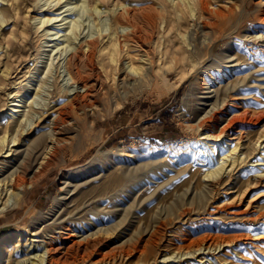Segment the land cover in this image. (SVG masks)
Returning a JSON list of instances; mask_svg holds the SVG:
<instances>
[{
    "label": "rangeland",
    "instance_id": "374dc122",
    "mask_svg": "<svg viewBox=\"0 0 264 264\" xmlns=\"http://www.w3.org/2000/svg\"><path fill=\"white\" fill-rule=\"evenodd\" d=\"M42 1L10 0L8 3H12L13 6L8 13V21L2 26L4 29L0 33V99L3 101H5V96L9 91H17L16 89L21 86L20 84H23L29 78V75L36 70L35 67L44 60V50H48L52 45L51 43H54V41H49L50 44L45 42V40L55 38L54 35H52L53 37L47 36L41 42L40 39L38 40L33 29L32 18L40 13L48 17L56 16L61 11L56 8L63 5L64 0L60 1V5L56 4L45 11L38 8ZM87 1L92 5L93 1L95 3L96 0ZM97 1H99L103 10L107 8L106 11L114 9L116 4L125 3L133 4L134 8L142 10L143 13L153 15L157 0ZM243 1L246 4L247 12L244 14V19L242 18L238 32H234L230 38L214 39L211 43L215 45L212 56L208 60L202 61L200 65L199 63L193 64L191 60L195 48L196 52H201V49L197 47L199 35H195V45L192 43L193 49H191V46H187L189 40L186 42L182 40V44L177 50V41L174 36L177 30L173 27L175 16L169 8L170 13H164L163 21L166 27L163 24L164 26L160 27V31L153 30L150 32L149 36L152 37H148V42L141 50H147L155 65L159 61L161 67V61H164L162 60V53L165 52L166 59L174 56L176 52L183 55L182 63L186 74L177 87L167 88L159 83L158 85L161 87L154 88L150 86L146 89L139 87L129 90L130 93L127 92L124 96H117L116 99L112 97L113 94H110L111 97L107 98L101 93V81L96 80L93 76L90 84H94L92 92L95 96L92 101L96 105L95 109L92 113L82 106L83 108H80L81 110L75 114L81 118L78 123V136L72 150L75 153H83L82 158L80 157L71 162L68 160V157H70L68 153L63 164L59 156L55 157L49 160V165L46 166L44 171L45 174H41L36 179L32 177V172L36 170L37 164L32 160L34 157L32 159L31 157L28 158L31 159L30 163L27 162L29 166L21 173L24 180L20 191L22 195L18 197L17 204L8 207L0 215V248H2L0 264H8L10 261L9 264H15L16 262L28 264L32 252L39 250L36 247L37 243L40 246L44 244L43 239L47 242V248H52V252L50 250L52 259L60 263L105 264L102 259L112 260L113 257V264H135L139 255L138 249H142L143 244L148 239L150 229L154 226V219L160 213L167 212L166 210L176 196L187 189V181L192 170L180 174L178 178L170 182H166L168 177L176 175L175 166L179 165L181 167L186 164H189L190 167L195 165L204 166L207 163L205 152L193 153L191 150L196 145L195 141L197 139L199 140L197 144L200 149L202 148L201 150L204 151L207 147L202 144L207 140L201 138L203 129L197 127L198 120L211 110V104L215 98V92L212 90L218 87L221 88L222 85L235 77L242 78V84L238 85V89L230 98L226 99L225 103L219 104L221 110L218 109L217 111L215 124L218 128L220 126L226 128L225 134H228L226 137L228 142H235V138L240 137L241 145L238 148L240 151L237 152L250 151L251 155L243 162L238 161L223 174L224 179L218 189L220 192L214 194L215 199L212 200L210 203L212 205L208 207L207 211L193 213L192 210L197 208V205L184 206L183 208L189 211V214L181 221L176 222L175 220L174 222L171 220V223L166 224L162 229L163 233L155 236L148 247L146 263L144 264H163L161 262L163 255H173L171 259L173 258L175 261L177 260V258H174L176 253L172 254V252L176 247L191 246V249H195L198 245L202 246L200 251L181 256L180 260H187L183 264H196L197 261L200 262L198 264H264V0ZM220 3L224 2L221 0L214 1L215 5H222ZM64 14L61 13L59 18ZM94 18L96 19L95 14L90 17V20ZM155 20L156 24L161 21H158L157 18ZM86 21H88L87 18L83 20L84 25ZM11 23L13 24L11 25ZM61 23L62 21L54 22V27L50 26L52 27L51 32L61 31V27L65 26ZM233 28L232 26L230 29L233 30ZM191 32H194L192 26L187 29L190 38ZM85 33L86 28L81 33L80 38ZM23 36L26 38L24 39ZM160 56L161 60L158 59ZM35 58L36 60H34ZM232 60H235V62L231 63ZM56 61L54 60V64ZM105 62L106 55L97 53L94 62L96 69L94 73L97 74L98 70L102 72L101 64ZM234 63L237 65L234 67V71L229 74L231 78L226 81V75H222L225 73L224 68L234 65ZM56 66L60 71L57 69L55 72V69H52L51 76L49 75L46 78L50 90L53 89L52 84H57L60 87L66 82L67 76L63 77L65 74V59L62 56ZM196 66L198 67L196 68ZM201 66H206L204 68L206 71H203ZM163 70L165 71V68ZM6 71L10 74L4 77ZM165 74L168 76L167 79H164V82L168 85L175 78V74L173 70ZM218 74L222 75L221 79L217 77ZM208 76L217 78L212 79L210 85L204 84L205 86H203L202 79H207ZM189 86L190 96L184 102V95ZM78 90L80 91L79 94L83 96V91ZM72 92L73 90L61 93V98L55 96L54 101L49 102V106L58 102L64 103ZM37 101H41V98H37ZM5 106L4 104L2 109ZM0 127L2 128L0 131L1 136L3 126ZM39 128L35 127L34 129L33 124L27 127L28 131L23 132L24 137L21 138L19 145H16L15 142L11 147V149L16 148V150L11 153H2L0 159L4 157L7 160L1 161V165L10 167L9 171H12L20 164L25 153L26 155L32 153L36 139L46 131L42 125ZM93 144L95 145L90 148ZM42 150V146L37 147L34 156L40 155ZM96 153L105 156L108 170L94 181H89L79 186L76 191H72V185L79 183L78 179L81 178L77 177L73 170L84 167L87 161L93 158ZM17 154V158H11ZM19 154H21L20 157ZM57 163L59 164L57 165ZM130 174L140 175L142 181L137 186L139 191L126 195L124 190L133 183L132 180L128 179ZM89 175L90 173H85L82 177L87 179ZM66 176L69 177L66 178ZM145 182L148 183L144 184ZM140 184L141 186L144 184L143 187H140ZM157 184H160V187L155 186ZM191 186L193 187L194 184L191 183ZM69 189L70 191L67 193ZM17 191L14 188L13 192ZM106 195H114L116 198L111 201L113 203L115 201L117 205L112 208V206H109L112 203L107 200L101 205V208H104L107 214H113L114 218L111 217L106 222H99L97 225L93 224L91 227L86 226V221L82 220L83 224L76 223L75 227H72L75 235L69 239H63L62 237L67 235L66 230L53 229L52 221L58 217L60 211L64 208V205L62 207L56 206L53 211L49 212L56 199H58L59 205L63 202L67 204L66 206L73 214V218L80 215L83 218L86 217V211L92 206L90 202ZM10 196L12 197V194ZM235 196H239V198H235L233 202H230ZM6 197L2 193V202ZM186 202L188 200L184 199L183 204ZM76 209L80 211L74 215L77 212ZM125 210L128 212L130 210L132 215L131 217L130 214L128 215L129 226L125 230L122 227L119 228L120 226L115 229L114 224L120 219ZM46 225L47 227L44 229L46 232L43 230V232L39 231L40 233L36 236L31 235L37 229L40 228L41 230ZM98 228L108 230V233L104 235L103 245H97L88 254L82 249L77 254L68 256L66 261L64 260L65 247L62 245L67 246L72 238L74 240L84 239L86 235ZM58 234H61V237L54 238ZM130 237H137L139 240L138 248L133 251H128L125 245L122 246V243ZM29 240H36L34 241V244L36 243L35 248L30 249L29 247L27 249L28 246L26 245L30 242ZM25 243L26 245H23ZM216 243L218 244L217 247L212 246L211 249H207L208 244L214 245ZM10 247H13V249ZM94 261L98 262L93 263Z\"/></svg>",
    "mask_w": 264,
    "mask_h": 264
},
{
    "label": "bare ground",
    "instance_id": "6f19581e",
    "mask_svg": "<svg viewBox=\"0 0 264 264\" xmlns=\"http://www.w3.org/2000/svg\"><path fill=\"white\" fill-rule=\"evenodd\" d=\"M9 1L10 0H0V33H2L1 30L4 29L2 28V26H4V24L7 23L8 21V13L10 11V8L13 6L12 3L8 4ZM60 1L61 0H43L42 3L38 2L40 3L38 8L39 10L44 9L45 11L46 9L51 8L56 4H59ZM214 1L217 2L220 0H157L154 5L155 6L154 14L149 15L150 13H143L142 10L134 8L133 4H125V3L116 4L114 9H112L111 11L109 10L106 11L107 8L103 10L99 4V1L97 0L95 1V3L93 1L92 5L89 4L87 0H64V4L56 8L57 10H61L56 14V16L48 17L41 13L34 16L32 18L33 29L38 37V40L40 39L41 42V40L46 39L47 36L54 35L55 38H51L52 40H45V42L47 43H49V41H54V43H51L52 45H50V48L48 50L47 49L44 50L45 52L44 60L41 62L40 65H37L36 67L34 66L36 70L35 71L33 70L34 72L31 74L29 73L30 74L29 78L25 80V82L23 81L24 82L23 84H20L21 86L18 89H16L17 91L14 92L9 91L5 96V101L0 99V126H3V132H1L2 135L0 136V156L2 155V153L5 152L11 153L16 150V148L11 149V147L14 145L15 142L16 145H19L21 138L24 137L23 132L28 131L27 127H30V125L32 126L33 124L34 129L35 127L39 128V126L42 125V127H44L46 131L36 139L35 146L32 149V153H29L28 155H26L25 153L24 158L14 170L9 171L10 167H7L3 164L1 165V161H6L7 158L3 157L0 159V215L3 214V212L6 211L8 207L18 203L19 201L18 197H21L22 195L20 191L22 185L24 184V180L22 178L21 173H23V170L29 166L30 160L33 157L34 158L32 160L34 163L37 164V167L34 172L31 171L32 169L30 171L33 173L32 177L35 179L40 177L41 174L44 173L46 166L49 165V160H52L55 157L59 156L61 158V163L63 164L65 162V157L68 153L70 155V157H68V160L71 162L81 157L83 153L81 154L75 153L72 150L74 142L76 141V138L78 136V132H79L78 123L81 118L80 116L75 114H77V112L81 110L80 108L83 107L87 108V110L92 113L93 110L95 109L96 105L92 101L94 100L92 98H94L95 96L92 92V88L94 84H90V82H92L90 80L93 78V76H95L94 78H96V80L101 81L100 89L102 91L101 92L102 95L108 98L111 97L110 94H113L112 97L115 99L117 96L120 95L124 96L129 90H134L139 87H143L146 89L148 87L150 88V86H153L155 88L160 86L158 84L161 83L163 86L167 88H172V87H177L182 82V79L184 78L186 71L182 63L183 55L180 54V52L179 53L176 52L175 55L169 59H166L165 52L162 53V58H163L162 60L164 61H161L162 62V67H161L159 61L155 65V62L151 60L150 54L147 50L144 49L141 50L143 46L148 42V37H152L149 36L150 32H152L153 30L160 31V27H163L164 25L166 27V24H164L165 22L163 21L164 20L163 16L165 12L170 13L169 11L170 9L175 16V22L173 24V27H175L177 30L174 35L177 41V48H176L177 50L182 44L181 43L182 40L184 42L189 40L187 42V46H191V49H193L192 43L193 45H195L194 42L196 39L195 35H199L198 37L199 41L197 42L198 45L197 47L198 49H201V52L200 51L199 53L196 52L195 50L196 48L193 50L194 52L192 54V59H191L193 64L199 63L200 65L202 61L208 60L212 56L215 45L211 43L214 39L230 38L232 37V34L234 32H238L240 24L242 22V18L244 17L245 12H247L245 2L243 0H221L224 2V3H220L222 5H215ZM61 13H65V14L59 18V15ZM93 14L96 15V19L94 18L90 20V17ZM84 16L88 19L85 25L83 24V20L86 19L83 18ZM156 18L159 19L158 21L161 20L159 24L158 23L156 24V20H155ZM56 21L58 22L62 21L61 24L65 26L61 27V31L56 30L55 32H51L52 27H54L53 24ZM12 24L13 23H11V25ZM190 26H192V28L194 29V32H191V38L187 34V29ZM232 26L234 27L233 30L230 29ZM85 28H86V33L80 38V35L81 33H83V30H85ZM23 38L25 39L26 37L23 36ZM80 39L82 40L80 41ZM97 53L99 55L100 54L106 55V62L104 64H101L102 72L98 70L96 74L94 73V71L96 70L94 67V62ZM61 56L62 58L65 59V74L63 75V77L67 76L66 82L64 83L63 86L60 87H58L57 84H52L53 89L50 90L49 86H47L46 78L49 75L51 76V73L53 72L52 69H55V72L57 69L59 70L58 66L60 65L58 66L56 65L60 61ZM158 59L161 60V56L158 57ZM34 60H36V58ZM54 60H57L55 64H54ZM235 60L234 61L232 60L231 63L235 62ZM236 65L237 64L234 63V65H229L224 68L225 73H223L222 75H226V79H225L226 81L229 80V78H231L229 74L234 71V67ZM197 67L198 66H196V68ZM201 67L203 71H206L204 69L205 67L203 66ZM164 68L165 71L163 70ZM170 70L174 71L175 78L171 83L169 82V84L166 85L164 79L165 78L167 79L168 75H166L165 73ZM8 74H10V72L8 73V71H6L4 73V77H6ZM222 75L218 74L217 77L221 79ZM217 77L212 78L208 76L207 79H204L202 77L203 86H205L204 84L210 85L211 82L215 80ZM240 84H242V78L235 77L234 79L228 81L225 85H222L221 88L218 87L212 90L215 92L214 95L215 98H214V102L211 104V110L208 112V114H205L200 120H198L199 122L197 125V127L203 129V136L201 138L206 139L207 141L202 142V144L207 147H205L204 151L201 150L202 148L200 149V146L197 144L199 142V140L197 139V141H195L196 145L191 149L193 153L205 152L207 163H205L204 166L195 165L193 167H190L189 164L186 165L182 164L183 166L181 167L179 165L175 166L176 175L168 177L166 182H170L178 178L180 174L187 173L192 170V173L187 181L188 182L187 189L184 190V192L181 193L180 195L176 196L175 200L166 210L167 212H163L162 214L160 213V215L154 219V226L152 229H150L151 232L148 236V239L143 244L142 249L140 248L138 249L139 255H138V260L135 264L146 263L148 247L154 240L155 236L163 233L162 229H164L167 223H171L172 221L175 222V220L176 222L181 221L184 217H186L189 214V211L183 208L184 206L186 207L192 206L193 204L197 205V208H194L192 210L193 213L207 211L208 207L212 205L210 203L212 202V200L215 199L214 194L216 192H220L218 191V189L222 185L224 179L223 174L227 170H230L234 166V164H236L238 161L243 162L251 155L250 151L243 150L241 152H237L238 150L240 151V149H238L239 146L241 145L240 137H236L235 142L232 143L230 141L228 142V139L226 138L228 134H225L226 128L224 129V127L221 126H220L221 128L220 127L218 128V126H216L215 124V116L217 114L218 109L220 108L219 104L222 105L223 103H225L226 99L231 97V95L238 89V85ZM78 89L83 91L82 92L84 93L83 96L79 94L80 91ZM72 90L73 92L69 94L67 100L64 103L58 102L52 106L51 105L49 106L50 104L49 102L54 101L53 98L55 96L61 98L60 95L61 93L63 92L67 93ZM190 92L191 91L189 86L184 95V102H186L187 98L190 96ZM37 98H41V101H37ZM4 104L6 106L4 109H2ZM35 117L36 119L34 120ZM1 130L2 128L0 127V131ZM10 143L13 144L9 145ZM94 145L95 144L91 145L90 148L93 147ZM39 146L43 147L42 153L40 155L34 156L35 150ZM20 155L21 154H19V157ZM13 156L11 158L13 159L17 158L18 154L15 155L14 157ZM30 157L31 159H28ZM37 157H39L40 159ZM27 159L28 161H26ZM58 164L59 163H57V165ZM107 166L108 165L105 156L96 153L93 156V158L87 161L84 167H79L73 170L75 175L81 178L78 179L79 183H75L74 185H72L73 187L71 190L76 191L77 188H79V186L89 181H94L96 178L102 176L103 173L108 170ZM85 173L86 174L90 173L87 179H84L82 177V175H84ZM164 174L166 175L167 173ZM68 177L69 176H66V178ZM128 179L130 181L132 180L133 183L131 186H128L124 190L126 195L135 193L138 190L137 186H139L140 181H142V177H140V175L137 174L136 175L130 174L128 176ZM147 183L148 182H145L144 184ZM191 183L194 184L193 187L192 186L190 187ZM143 185L141 186L140 184V187H143ZM155 186L160 187V184L159 185L157 184ZM14 188L18 191L13 192ZM69 191L70 189L67 190V193ZM2 193H4V196H7L4 202H2L3 198L1 199ZM10 194H12V197L10 196ZM10 198H12V200H10ZM113 198L115 199L116 197H114V195H106L105 197H98L92 200L90 202L92 206L89 210L86 211V217L83 218L81 215L73 218L72 216L73 214L70 213V211L66 206L67 204L63 202L59 205L58 199H56L54 201V205L49 209V212L53 211V209L56 206L62 207L64 205V208L62 211H60L58 217H56L52 221L51 225L54 226L53 229L56 230L60 229L61 231L66 230L67 235L65 236L63 235L62 237L63 239L64 238L69 239L71 236L75 235L74 229H72V227H75L76 223L83 224L82 222L83 220L86 221V226L91 227L93 224L97 225L99 224V222L100 223L106 222L107 219L109 220L111 217H113V214L112 215L111 213L107 214L105 209L101 208V205L107 200H110V202L112 203V205L109 206H112V208L116 206L117 205L116 202L114 201L113 203L111 201ZM235 198L238 199L239 196L233 197L230 202H233ZM184 199L188 200V202H186L185 204H183ZM76 210L77 212L74 215L78 214L80 211L78 209ZM129 214H130V210L129 212L126 210L123 211L120 219L114 224L115 229L120 226L119 228L122 227V229L125 230L127 226H129L128 224ZM131 216L132 215L130 214V217ZM46 227L47 225L43 226L41 230L40 228L37 229V231L33 232L31 235L33 236L38 235V233H40L39 231L43 232V230ZM105 233H108L107 229L98 228L92 233L86 235L84 239L82 238L80 240L78 239L74 240V238H72L67 246L62 245L63 247H65L64 248L65 253L63 254L65 255L64 260L66 261V258L68 256H71V254H77L82 249L86 251V253L88 254L92 248L96 247L97 245H103ZM58 237H61V234H58V236L54 238H58ZM82 240H84V242H82ZM34 241L36 240H31L27 245L26 243L23 245L28 246L27 249L29 247L30 249L35 248L34 246L36 243L34 244ZM42 241L44 242V244L40 246L37 243L36 247H38L39 250L32 252V255L28 259V264H65V262L60 263L59 261H54L50 253V250L52 248H47V242H45L44 239ZM49 241L51 240L49 239ZM138 243L139 240L137 237L136 238L130 237L122 243V246L125 245L127 246L126 248L128 249V251L131 250L133 251L138 248ZM212 246H214L215 248L218 246V244L217 243L214 245L208 244L207 249L208 250L211 249ZM190 247H181V246L176 247L174 252H172V254L176 253L174 258H177V260L174 261L173 258L171 259L173 255L172 256L163 255L161 258V262L163 264L164 263L183 264L187 262V260H180L182 255L193 254L194 252L200 251L202 249L201 245H198L195 249H191ZM1 249L2 248H0V253L2 252ZM11 249H13V247ZM63 255L62 257H64ZM113 259H114L113 257L112 260L102 259V262H104L105 264H113ZM97 262L98 261H94L93 263H97ZM198 263L200 262L197 261L196 264ZM15 264H20V263L16 262Z\"/></svg>",
    "mask_w": 264,
    "mask_h": 264
}]
</instances>
